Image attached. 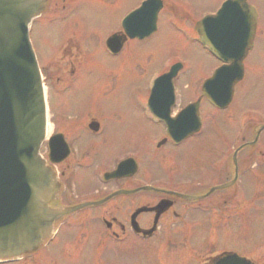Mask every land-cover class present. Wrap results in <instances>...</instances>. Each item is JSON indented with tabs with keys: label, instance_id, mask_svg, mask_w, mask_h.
Here are the masks:
<instances>
[{
	"label": "rangeland",
	"instance_id": "rangeland-1",
	"mask_svg": "<svg viewBox=\"0 0 264 264\" xmlns=\"http://www.w3.org/2000/svg\"><path fill=\"white\" fill-rule=\"evenodd\" d=\"M60 1L53 0L54 6L51 8V12H49V18L42 21L39 26L37 25L34 31V35L37 36L34 44L43 73L47 79L49 96L52 97V101L60 97L59 93L62 92L60 87L63 84H58L57 78H63L67 75L64 70L68 69V59H71L70 57H74L78 72L80 73L81 71V73L85 74L86 79L100 80L101 77H107L108 71H112V76L115 78L111 86L112 89L118 91L111 93L104 91L101 94L97 92V96L100 94L98 96L100 102L95 104L89 111L101 116L100 118L106 123L107 129L123 128V134L119 138L112 140L108 147L110 133L106 132L104 135L95 138L88 132V127H86L85 132L83 122L88 118H84L85 115L80 108H76L75 112L72 111L70 116L68 111V99L70 97H67V100H65L67 108L63 113L72 118L65 120V124L67 123L65 126L68 127L71 122H76L77 126H81L76 131L71 127L72 135L75 132L80 134V144H78V147L75 144V147L79 148L83 153L81 159L87 160V164L91 167L90 169L79 170L73 177L75 184L73 186L76 190L75 194H77L78 201H80L81 197L83 198L88 195L98 185L93 174L101 170L99 168L95 169V166L101 162L104 163L106 168L110 167L112 169L114 161L125 153L132 156L135 154V158L137 155L141 164L140 168L142 169L138 177L141 176L146 181H153L155 174L159 172L161 173L160 183L166 186H176L181 181L189 183L191 179L194 183H204V177L206 182V178L210 174H213L206 166L208 159L218 158L221 149L226 150L224 152L226 154L233 151L234 145H231L233 134L237 130L236 121L242 117L243 113L252 112L264 117L263 38L261 46L248 59L246 66L247 77L243 83L237 86L235 98L230 108L225 112H214L208 108L206 110L204 108V113L206 112L205 132L200 135L201 137H196L186 142L180 148L173 149L167 147L158 154L149 155L146 147L151 140L150 137H152L156 130L153 129V125L142 119L138 110L133 107L130 100L131 91L133 89H141V82L147 84L152 76L161 73L170 63L165 60L166 56H170L171 61L178 59L183 62L186 73L184 74L185 78L182 80V83L186 84L188 82L190 88L195 93L198 91L201 82L205 79L206 69H208V72L212 69L214 65L213 61L200 51L196 45L188 43L187 39L181 34L169 33L167 28L169 17L162 18L161 31L146 43L147 50L150 53L148 58L145 57L142 51L141 54L136 56L132 50V45H129L119 57H110L101 49V46L103 47L102 39L109 32L119 27L117 13L121 10V7H116L113 2H120L121 0H106L105 2L100 0H73L72 6L77 10L76 14L79 15L63 18L60 17V13L58 12L63 4ZM125 1L129 4L130 8L137 5L136 0ZM175 1L181 2L184 6L186 4L192 5L193 7L189 9L193 15H197L198 13L206 15L213 11V9L215 10L218 5L217 0ZM249 2L253 5L255 4L257 8L259 7L261 24L264 29V0H249ZM173 8L176 9V6L170 5V2H168L166 10ZM177 9V13L179 12L181 15H184V12L180 8L177 7ZM51 15H56V17ZM65 34H68V38L71 39L70 41L67 40L68 44L63 40L60 42V38ZM80 43H83L88 49V57H85ZM76 78L74 79L76 80ZM183 84H181V88H184ZM71 86L72 83L69 89L73 88ZM94 88L98 89L99 86L95 85ZM101 88L106 89V87H102V83ZM198 96L195 93L193 99H196ZM50 114L55 123L54 128H59L62 124L55 122L56 113L54 109L51 108ZM251 116L248 114L246 116L247 121H245L248 122L249 127L253 123ZM101 142H104V146L97 147ZM89 143L93 145H89ZM149 149L151 150V146ZM95 151L96 153L94 154L93 152ZM86 152L88 155L84 154ZM107 152L110 154L105 156ZM93 169L95 173L92 172ZM262 171L253 174L252 170L248 171L245 175L247 181L245 180L242 183L240 196L235 200H240L236 205L240 207L237 208L238 212H255V214L258 213L257 217L251 220L250 215L247 214L243 220H237L229 216V219L223 220L224 222H228L227 224L219 223L216 225L211 223L210 218L205 215V219L202 218L200 223H198L200 230L198 231L199 233H195L194 237L196 240L195 238L190 240V247L193 246L197 250L204 242L205 252L211 249H218L220 251L236 250L251 260H254L255 253L264 255V211L261 215L259 214L261 205H264V172ZM162 174H166L167 179H169V176L176 174L177 180L175 184L165 183ZM99 180L101 181V176ZM114 186L113 183L100 185L97 190L100 194H106ZM78 195L81 197H78ZM232 206L233 204L224 209V213L227 215L233 214L235 206ZM95 214V211L81 212L76 217H86L87 215L92 216ZM95 216H100V210H98ZM189 221L193 220L190 219ZM213 226L215 227L214 229H212ZM95 227L97 230L95 228H90V230L98 233L99 228H97V225ZM69 228H64L63 233L79 232L78 229ZM91 235L92 238H96L95 234L92 233ZM99 236L97 256H100L104 260V263L101 264H160V255L166 254V260H169L168 258L172 252L170 251L169 254L164 250V247L166 248V241L159 237L149 241L130 238L119 243L110 239L104 241ZM203 237L204 240H202ZM173 242L177 243V240ZM102 248L106 251L99 253V249ZM86 249L87 254H90L89 242ZM173 249L185 250L183 246L179 247L177 245ZM55 251V257L63 256L61 251ZM263 261L264 259H262L260 264ZM30 264L35 263L32 262ZM190 264L193 263L190 262Z\"/></svg>",
	"mask_w": 264,
	"mask_h": 264
},
{
	"label": "flooded vegetation",
	"instance_id": "flooded-vegetation-1",
	"mask_svg": "<svg viewBox=\"0 0 264 264\" xmlns=\"http://www.w3.org/2000/svg\"><path fill=\"white\" fill-rule=\"evenodd\" d=\"M73 0H61V8L58 10L61 17L66 16H75L79 15L76 14L77 10L72 6ZM95 1V0H94ZM99 1V0H96ZM102 2H105L106 0H100ZM145 0H136V6L133 8H130L129 4L125 0H121L120 2L114 1L113 4H115L116 7H121V10L117 13L118 22L121 23V21L127 17L131 12L135 11L139 8V6L144 2ZM161 1V9L157 16V29L156 32L149 37V39L144 40H131L126 34L123 32V28H116L114 31L109 32L107 36H112L114 34L121 35L123 38L124 43L120 49L116 53L119 57L121 53L129 46L132 45V50L135 53V55L141 54V51L144 53L145 57L148 58V55L150 54L147 50L146 43H148L153 37L159 34L161 31V24H162V18L169 17V24L167 25V28L169 30V33H178L181 34L184 38L187 39L188 43L192 44L190 39V23L193 22L194 18L197 16H202L205 14L198 13L197 15H193L191 13V10L189 8H192L193 6L190 4H186L184 6L181 4V2L175 1V0H160ZM221 0H217V3ZM225 1V0H222ZM50 5L52 7L54 6L53 0H48ZM110 2V1H109ZM170 2V5L176 6V9L173 8L171 10H166L167 3ZM247 2L256 7L257 10V19H256V26L253 34V41L252 46L253 49H258L261 46V43L264 38V29L261 24V18H260V10L259 7L254 4H251L249 0ZM178 5V6H177ZM180 8L184 15H181L179 12L177 13V9ZM186 7V8H185ZM181 19H180V17ZM120 26V25H119ZM142 45V47H141ZM141 47V48H140ZM206 55V54H205ZM207 56V55H206ZM113 57V56H112ZM71 59H68V69H65L66 76L61 78L58 77V84H63L61 86V91L58 92L60 94V97L57 98L56 103L52 106V109H54V112L56 113V121L59 124H62L59 126V128H54L52 134H61L64 137V140L66 141L69 149L70 154L69 156L60 164L57 166V171L60 178L65 179L70 185L71 189L74 188L73 184V177L76 174V172H79V170L91 168L87 164V160L84 161L81 159V156L83 153L80 151L79 148L75 147V144L78 147V144H80L79 140L81 138L80 134L78 132L73 133L72 130L76 131V129L81 128V126H77L75 122H71L68 127L65 126V120L66 119H72L71 113L72 111L75 112L76 108H80L82 112L84 113V117L87 116L90 117V119L86 120L84 119V129L86 132V127L89 126V123L93 120L97 121L99 123L98 131L92 133L88 131L92 137L98 138L102 135H104L106 132L110 133V137L108 138V147L110 146V143L112 140L119 138L123 134V128L118 129H107L106 123L102 121L100 118L101 116H98L97 114H89L87 115L88 111L91 110L95 104H98L100 102V99L98 96L104 91L111 93L114 91H118L115 89H112V84L114 81V78L112 76V71H108L107 77H101L100 80L87 78L78 73V67L76 66V63L74 61V57H70ZM165 60H171L170 56H166ZM178 60V59H176ZM176 63V62H175ZM205 75H208L207 69L205 72ZM69 77V79H68ZM75 77L76 80L74 79ZM209 77V76H208ZM207 77V78H208ZM82 78V79H81ZM185 78L184 74L181 75L178 82H176V79L174 80V85L179 88H175V97H173V103L172 107L170 108L171 117H175L183 108H185L188 104L193 103L197 101L200 98L197 97L194 98V91L192 88H190L189 83L186 84L182 83V80ZM206 79V78H205ZM45 80H47L45 78ZM181 81V82H180ZM106 87V89L101 88ZM72 83L73 88L69 89L70 84ZM181 84H183L184 88H181ZM95 85H98L99 88H94ZM148 83L141 82V89L132 90L130 94V100L135 109L138 110L139 113L144 112L145 109L148 107V99L150 96V92L147 88ZM69 91V92H68ZM97 92L100 94L97 96ZM97 96V97H96ZM67 97H70L68 99V111L70 116L64 115L63 112H65V109L67 108V105L65 104V100H67ZM111 98V97H110ZM160 102L165 103L167 98L164 97V94L159 95ZM112 101V99H111ZM205 101V106H208V102L205 99H201V105ZM160 104V103H159ZM110 108L111 105L109 104ZM160 106H163L160 104ZM213 109V108H209ZM214 110V109H213ZM87 115V116H86ZM91 115V116H90ZM111 115V114H110ZM109 115V116H110ZM140 115V114H139ZM92 117V118H91ZM53 119V118H52ZM51 119V120H52ZM147 122H151L148 120L145 114H143V118ZM252 119V117H251ZM206 121V117H205ZM253 123L257 125V123H264V118H260L255 116L252 119ZM53 122V120H52ZM104 124H103V123ZM151 124V123H150ZM53 126H55V123L53 122ZM83 126V125H82ZM70 127V128H69ZM156 131L153 133L151 140L149 141V145L154 143L156 140L161 139L163 140V146L166 147L169 146L170 148L176 149L175 147H172L171 145L175 144L170 142L166 136H163L161 134L160 128L156 127L153 128ZM152 129V130H153ZM74 136V137H73ZM255 136L257 139V142L254 143L250 151H244V152H238V154L235 156V160H233V156L230 157L231 161H235V168L236 173L232 174V167H234V164L228 163V166L225 165L226 156L223 153L219 154L218 158H214L210 160L208 159L207 167L210 169L211 173L207 178L205 182L204 177V183H194L191 179L189 183H184V181L178 182V185H171L166 186L162 183H160L161 173L157 172L155 174V178L153 181H146L141 176H139V173L142 171L138 165L137 173L133 177H126L120 180H112L109 181L110 183H113L115 186L109 190V193H112L117 190H133L140 188L145 185H149L154 187L155 189H158L163 192L171 191V192H177V193H183V194H197L208 187H216L221 184H229L227 187V190L223 191H217L216 193H213L205 201L195 203V204H189L184 203L181 201H178L175 198L169 197L167 195H164L162 193H152V192H140L137 194L129 195L126 197H120L117 199H114L108 203L105 204L103 207H99L96 209H90L94 210L97 214L98 210H100V216L97 217L95 215H87L86 217H79V218H71L67 221H65L63 224L59 227V232L53 237L50 241L47 242L45 247L36 253L35 255L24 258L21 261L18 262H11L14 264H97V242H98V236L100 239L107 238L110 240L118 239L119 241H126L130 238H144L141 234H137L136 231L141 232H147L151 231V235L149 237H146L145 239L147 241L154 240L156 238H162L166 241V248L164 247V250L167 251L171 255L168 258L169 260H166V254H161L159 257L160 264H190L192 262L193 264H212L213 259L217 256L224 254L226 250H218L216 253H205V244L204 242L201 244L200 248L197 250L193 248V246L190 247V240H193L195 237V233H199L200 230V223L201 219H205V215L210 218L211 222L213 224L218 225L221 221H225L226 219H229V216L236 217L234 212L233 214L227 215L224 213V209H226L230 204H232V201L230 200L229 194L226 192H230L231 190L241 187L242 183L245 181V175L248 173V171L252 170V174L255 172H258L259 170L262 171L264 168V132H262L259 137H257L256 130H255ZM243 139V138H242ZM246 140V139H244ZM97 141V140H96ZM100 141V140H99ZM86 142V141H82ZM186 141H182L178 144V146L184 144ZM82 145V144H81ZM89 145H93L92 143H89ZM104 146V142L99 143L97 147ZM47 147V145H46ZM160 147L159 149H161ZM255 147V148H254ZM245 148L243 146L241 150ZM98 150V149H97ZM96 150V151H97ZM147 150V147H146ZM246 150V149H245ZM93 152L94 154L96 153ZM149 151H151L149 149ZM110 152V151H109ZM107 152L105 156L109 155L110 153ZM115 153V152H114ZM85 155H88V153H84ZM149 154V153H148ZM124 155H128L125 153ZM131 155V154H130ZM132 158H135L134 156H130ZM150 155V154H149ZM231 156V155H230ZM110 159V157H108ZM136 159H138L136 155ZM139 161V159H138ZM84 162L86 163L84 165ZM102 166H104V163H100ZM83 165V166H82ZM109 172V170H108ZM142 175V173H141ZM68 176V177H67ZM163 179L165 183H173L175 184L177 180V175L173 174L169 176V179L166 178V174H162ZM97 178V175H96ZM98 188V187H96ZM94 188L90 191L88 195L94 196L97 194L100 195V192ZM76 191V190H75ZM75 191L67 189L63 193L64 200H68L69 197H72V194L75 193ZM237 197V196H236ZM236 197H234L236 199ZM167 200L172 202L170 207L158 218L157 224L154 227V220H155V213L153 212H144L139 214L135 219V225L132 224V215L133 213L140 207H146V208H153L156 206L160 201ZM67 202V201H66ZM237 202V201H236ZM234 201L233 204H236ZM88 210V211H90ZM97 210V211H96ZM91 216V217H88ZM193 221H189V220ZM223 221V222H224ZM197 223V225H196ZM104 224V225H103ZM99 228V232L94 233L90 230V228H95L96 226ZM134 225V226H133ZM72 226L71 228H69ZM103 226L105 228H103ZM65 229H78V233H63V230ZM103 228V229H102ZM154 228V229H153ZM214 229V228H213ZM97 230V229H96ZM95 234L96 238H92L91 234ZM205 234V230H204ZM91 235V236H90ZM176 237V238H174ZM174 240H177V243L173 242ZM196 240V238H195ZM204 240V237L203 239ZM90 243V254H87V243ZM175 245L181 247L184 245H187V249L185 253L182 250H176L173 249ZM172 249V250H171ZM59 250L62 252V257H55L56 251ZM233 251V250H229ZM59 254V252H58ZM181 256H185L183 259H181ZM257 257L253 262L255 264H260L262 259H264V255H256ZM264 264V261L262 262Z\"/></svg>",
	"mask_w": 264,
	"mask_h": 264
},
{
	"label": "water",
	"instance_id": "water-1",
	"mask_svg": "<svg viewBox=\"0 0 264 264\" xmlns=\"http://www.w3.org/2000/svg\"><path fill=\"white\" fill-rule=\"evenodd\" d=\"M36 2L0 0V262L37 250L51 234L54 222L71 211L99 205L108 199L69 210H52L48 207L59 191V184L52 170L38 155L45 137V103L39 70L26 32L27 24L40 11V4ZM233 4L230 7L234 8ZM242 5V9L246 8ZM225 15L231 17L228 13ZM241 21L239 28L246 33V39H243L241 46L233 43L225 50L231 53L229 55L234 60L233 71L220 70L211 83L214 88H220L221 81L225 80L226 99L229 100L220 107L229 103L233 86L242 77L241 60L249 47L247 43L249 45L252 33L250 37L247 33L253 20L242 13ZM230 72L234 73L231 75ZM125 167L126 164H121L116 172ZM159 209L160 206L153 210L158 214ZM217 264L249 263L236 256H228Z\"/></svg>",
	"mask_w": 264,
	"mask_h": 264
},
{
	"label": "bare ground",
	"instance_id": "bare-ground-1",
	"mask_svg": "<svg viewBox=\"0 0 264 264\" xmlns=\"http://www.w3.org/2000/svg\"><path fill=\"white\" fill-rule=\"evenodd\" d=\"M45 131H46V135L50 136V138H51V136L53 135L52 134L53 127L51 126V124L50 125L48 124V125L45 126Z\"/></svg>",
	"mask_w": 264,
	"mask_h": 264
}]
</instances>
